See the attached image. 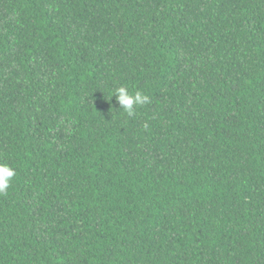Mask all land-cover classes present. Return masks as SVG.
I'll list each match as a JSON object with an SVG mask.
<instances>
[{
  "label": "trees",
  "instance_id": "obj_1",
  "mask_svg": "<svg viewBox=\"0 0 264 264\" xmlns=\"http://www.w3.org/2000/svg\"><path fill=\"white\" fill-rule=\"evenodd\" d=\"M0 164V264H264V0H0Z\"/></svg>",
  "mask_w": 264,
  "mask_h": 264
},
{
  "label": "clouds",
  "instance_id": "obj_2",
  "mask_svg": "<svg viewBox=\"0 0 264 264\" xmlns=\"http://www.w3.org/2000/svg\"><path fill=\"white\" fill-rule=\"evenodd\" d=\"M115 97L120 109L129 116H134L136 109L151 102V99L143 91L137 90L134 94L130 93L127 87L120 86L112 94ZM15 169L6 164H0V195L6 194L15 176Z\"/></svg>",
  "mask_w": 264,
  "mask_h": 264
}]
</instances>
